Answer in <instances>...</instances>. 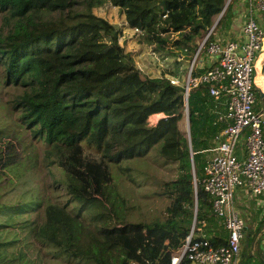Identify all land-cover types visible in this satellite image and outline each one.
Segmentation results:
<instances>
[{
	"label": "trees",
	"instance_id": "obj_1",
	"mask_svg": "<svg viewBox=\"0 0 264 264\" xmlns=\"http://www.w3.org/2000/svg\"><path fill=\"white\" fill-rule=\"evenodd\" d=\"M104 2L117 7L126 27L137 29L139 42L164 58L173 56L180 66L225 0H0V81L19 131L14 135L10 126H0V178L21 153L30 156L32 140L41 142L43 156L63 174L55 181L66 196L39 205L0 202V215L38 208V221L26 220L20 228L36 245L55 247L53 258L64 253L68 261L93 264H170L191 225L190 240L218 244L196 230L216 220L199 179L204 151L219 129L213 121L219 99L208 94L206 83L188 90L186 137L177 126L182 87L168 79L178 66L142 75L118 41L120 26L92 12ZM230 10L229 2L218 21ZM207 67L201 63L191 74ZM153 113L162 115L148 124ZM22 130L29 136L22 138ZM155 144L163 158L175 162L174 177L162 181L158 192L169 201L167 215L127 221L125 199L112 185L113 168ZM263 222L264 217L260 229ZM252 250L264 264L254 239ZM189 263L182 254L176 264Z\"/></svg>",
	"mask_w": 264,
	"mask_h": 264
},
{
	"label": "built area",
	"instance_id": "obj_2",
	"mask_svg": "<svg viewBox=\"0 0 264 264\" xmlns=\"http://www.w3.org/2000/svg\"><path fill=\"white\" fill-rule=\"evenodd\" d=\"M232 1L225 0L217 19ZM238 3L244 9L243 15L240 10L243 39H226L219 43L216 37H212L214 21L191 55L182 84H178L175 76H168L171 84L182 87L185 119L188 90L200 83H206L208 94L214 100L223 98L224 104L222 110L215 113L214 123L219 129L213 139V153L202 166L199 183L208 197L214 218L225 229V240L217 245L203 238L190 240L191 225L178 254L170 258V264H176L182 254L195 264H237L245 223L234 205L235 187L248 191L264 212V139L261 131L264 110H254L252 104L254 60L263 39V29L252 13L254 9H262L263 3L262 0H237L236 5ZM133 30L137 31L136 28ZM208 36L211 39L205 43ZM201 54L212 61L203 71L191 74L194 68L201 66ZM155 114L148 116V124L155 123L158 116L151 118ZM185 132L188 137L187 126ZM241 134L244 153L236 156L235 146Z\"/></svg>",
	"mask_w": 264,
	"mask_h": 264
},
{
	"label": "rangeland",
	"instance_id": "obj_3",
	"mask_svg": "<svg viewBox=\"0 0 264 264\" xmlns=\"http://www.w3.org/2000/svg\"><path fill=\"white\" fill-rule=\"evenodd\" d=\"M92 12L108 22L120 26L122 31L118 41L125 51L131 53L134 63L140 69L142 75L158 76L161 70H171L174 66H178L179 61L175 60L173 56L164 58L162 54L152 52L149 45L139 42L137 39L138 33L133 28L125 26L124 18L117 7L109 2H104L93 7ZM200 39H197V44ZM201 59H205L203 54H201ZM187 61L189 62V60L184 61L174 71V73L177 72L175 78L178 84H182L187 73V70H185L188 64ZM5 91L0 81V126H10L9 131L15 135L16 132H19L17 127L13 125L15 113L8 108L7 99L9 94H5ZM161 115L162 113H159L158 117ZM151 118H154V115ZM186 124L187 121L183 112L177 126L185 135ZM26 134L27 131H21L22 138H26ZM27 135L29 136V134ZM9 136L15 140L10 134ZM31 142L35 145H33L34 149L30 151V156L23 155L25 152L21 153L17 164L5 169L0 178L1 203L29 204L31 202L34 205L37 203L39 205V202H45L46 200L61 199L63 201L66 197L62 186L55 181L63 176L55 161H50L49 158L43 156L41 142L33 140ZM120 167L117 170L113 168L112 185L125 199L127 221L149 222L152 219H164L167 215L166 208L169 201L158 192L162 181L174 177L175 162L163 158L158 152V144H155L142 157L121 161ZM120 170H124L125 173ZM8 177L11 178V181L7 180ZM38 212L37 208V211H31L27 214L7 215L3 213L0 215V242L5 243L0 249L2 260L0 264H93L86 261H68V258L65 257L67 255L64 253L60 254L62 257L53 258L51 252L56 250L55 247L48 244L41 247L38 242L36 245L30 238H26L25 231L20 228V225L22 222L34 217H37L38 221ZM257 224L259 223L257 222ZM257 227L260 229V226ZM254 231L255 229L251 226H247L244 229L243 236L245 235V239L251 241ZM253 239L255 247L258 249L264 240L263 230L260 229ZM10 240L13 243L6 242Z\"/></svg>",
	"mask_w": 264,
	"mask_h": 264
},
{
	"label": "crops",
	"instance_id": "obj_4",
	"mask_svg": "<svg viewBox=\"0 0 264 264\" xmlns=\"http://www.w3.org/2000/svg\"><path fill=\"white\" fill-rule=\"evenodd\" d=\"M237 0H233L231 2V10L226 12L225 15L218 21L217 17L214 19L215 27L213 30V36L219 41V43H223L226 39H236L242 40V34L240 33V25L243 21L240 17V10L243 15L244 9L239 5H236ZM263 8L262 9H254L253 17L254 19L261 25L263 29V39L261 42V46L255 55L254 60V72L252 79V87H253V109L254 110H264V0H262ZM236 5L233 8V5ZM234 5V6H235ZM241 6L243 4L241 3ZM213 21V22H214ZM204 60L202 63L205 65L206 63H210L212 60L209 59L208 56H204ZM209 65V64H208ZM180 67V66H179ZM219 102V110L214 109L213 116L215 117L216 111H220L223 108V98L218 100ZM214 121V118H213ZM216 124V123H215ZM217 125V124H216ZM188 131V127H187ZM262 136L264 139V121L261 124ZM214 142H211L210 147L204 151L205 160L211 156L213 153L212 147ZM244 153V145H243V134H241L238 138V141L235 146V155L242 156ZM233 200L236 208L238 209L240 215L242 216L244 223L248 226H251L253 229H256L257 222L264 217V212L261 211L258 205V200L255 199L248 191H246L243 187H235L233 190ZM264 224V222H263ZM264 226L262 225L261 230L264 232ZM196 235L206 236L212 239H215L218 244L224 242L225 240V229L219 224L216 220L215 223L203 224L200 228L198 227L196 230ZM252 242L253 238L245 239V235L243 236V240L241 243L240 254L238 257L237 264H261L258 259L253 255L252 250ZM259 249L264 253V240L259 246ZM189 264H195L190 261Z\"/></svg>",
	"mask_w": 264,
	"mask_h": 264
},
{
	"label": "water",
	"instance_id": "obj_5",
	"mask_svg": "<svg viewBox=\"0 0 264 264\" xmlns=\"http://www.w3.org/2000/svg\"><path fill=\"white\" fill-rule=\"evenodd\" d=\"M263 109H264V104H263ZM186 121H187V115H186ZM188 145H189V142H188ZM190 161H191V158H190ZM191 173H192V175H193V167H192V165H191ZM263 226H264V224H263ZM264 228V227H263Z\"/></svg>",
	"mask_w": 264,
	"mask_h": 264
},
{
	"label": "bare ground",
	"instance_id": "obj_6",
	"mask_svg": "<svg viewBox=\"0 0 264 264\" xmlns=\"http://www.w3.org/2000/svg\"><path fill=\"white\" fill-rule=\"evenodd\" d=\"M156 114H158V113H156ZM156 114H155V115H156ZM155 115H154V116H155Z\"/></svg>",
	"mask_w": 264,
	"mask_h": 264
}]
</instances>
